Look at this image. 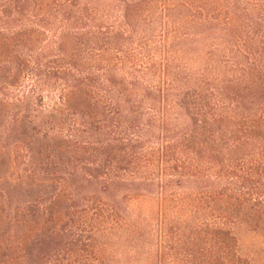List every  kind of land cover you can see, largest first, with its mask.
<instances>
[{
    "label": "rangeland",
    "instance_id": "obj_1",
    "mask_svg": "<svg viewBox=\"0 0 264 264\" xmlns=\"http://www.w3.org/2000/svg\"><path fill=\"white\" fill-rule=\"evenodd\" d=\"M127 7L134 15L125 22ZM11 55L25 60L38 55L50 68H116L117 81L135 80L165 95L141 107L142 158L132 176L122 177L118 192L102 196L92 188H61L66 197L53 207L51 191L35 189L22 199L31 205H23L15 222L5 193L28 168L22 163L25 150L21 164L13 162L12 146L24 130L14 136L11 121L27 117L32 121L27 135L40 131L38 118L60 107L64 90L34 93L28 74L16 87L0 80V91L12 95L0 93L5 106L0 108V264H192L189 230L219 224L203 216L206 181L220 182L224 194L240 199L249 192L228 188L231 164L241 160L255 174L264 171L258 165L262 145L255 142L264 138V124L255 126L264 118V0H0L3 76L11 70ZM140 94L134 101H143ZM147 116L154 119L151 126ZM232 117H252L245 121L252 127ZM223 119L227 126L217 125ZM65 123L69 128L60 135L69 142L75 139L68 129L88 130L77 114ZM202 131H214L227 147L194 149L192 138ZM239 140L244 152L234 150ZM165 148L173 153L162 163ZM218 156L223 167L211 165ZM228 225L238 231L243 254L264 264V220Z\"/></svg>",
    "mask_w": 264,
    "mask_h": 264
},
{
    "label": "trees",
    "instance_id": "obj_2",
    "mask_svg": "<svg viewBox=\"0 0 264 264\" xmlns=\"http://www.w3.org/2000/svg\"><path fill=\"white\" fill-rule=\"evenodd\" d=\"M133 15L134 12L127 7L123 20L128 22L130 18L133 19ZM115 35L109 40L110 43L116 39ZM104 46L106 49L109 45L104 42ZM7 59L8 65L11 66V70L8 71L9 75L6 73L5 76L1 75L0 70V80H5V85L16 87L20 83V76L28 74L34 93L41 88L54 91L59 87L64 90L58 98L60 107L55 108L50 116L43 117L41 120L38 118L40 131L36 128L30 129L32 134L27 135L28 124L32 123L27 117L25 119L13 118L11 121L14 136L19 134L17 130L20 128L24 130L22 140L12 146L16 147L13 162L15 165H20L21 159L24 160L22 154L25 150L27 162L22 163L28 168L25 177L21 176L16 186H9L5 193L9 208L14 207L13 212L16 215L14 221H19L23 205L26 207L31 205L23 202L22 199L29 196L30 191L35 189L42 190L44 193L51 191L50 195L54 196L51 202L53 207L54 201L66 197L67 192L64 190L66 188L67 191L92 188L102 196H110L118 192L120 187H123L122 177L132 176L135 166L142 158L140 150L143 143L140 141L143 136L139 126L141 107L145 102L152 104L156 103L157 99L163 100L165 92L158 89L152 93L135 80L130 83L123 79L117 81L116 68L108 70V67L102 68L105 66L101 65V67L100 64L85 71L72 65L71 67L50 68L38 55L29 57V60L17 55H11ZM31 63L35 67L31 68ZM7 92L8 94H5V89L0 91L4 96L6 95L7 99H12L10 92ZM139 92L142 93L140 95L143 101L136 102L134 94ZM26 102V112L29 113L31 107L28 101ZM0 108L5 109V106L0 104ZM73 114L81 118L84 123L83 127L88 130L68 129L70 137L75 139L74 142H69L60 134L66 130V127L69 128L65 119ZM233 118L240 120L244 128L252 127L245 122L253 119L252 117ZM125 119H128L127 123L124 122ZM226 120L223 119V122L217 125L227 126ZM147 121L151 126L154 119L147 116ZM257 121L255 126L264 124V118L257 119ZM251 123L253 125L256 120H252ZM195 134H198L196 130ZM197 136L194 135L192 139L196 141L191 142L194 149L203 148L202 145H205L206 150L214 147L213 151L216 152L218 148L227 147V144L219 137L215 139L214 131L201 132L200 137L203 144L200 142V137L196 138ZM258 140H255L258 146L262 145L258 165H261V169L264 170V138ZM240 142L239 140L236 143L234 150L244 152L242 145H238ZM171 153L173 152L169 148L163 149V153L159 154L162 163L170 160ZM213 157L208 156L209 159ZM216 162L217 164L211 162V165L224 166L221 156L216 158ZM241 162L243 161L231 164L227 179L231 178L233 183L228 184V188L232 186L233 189L246 190L249 192L247 197L244 195L237 199L234 196H228L224 194L220 182L206 181L205 190L208 192L206 197L209 201L203 203L206 208L203 216H211L219 224H203L189 230L188 240L191 251L187 258L192 264H253L243 254L244 247L237 237L238 231L234 228L235 226L228 224L233 225V220L244 222L255 218L264 220V171L261 174H255L253 169L240 165ZM252 197L260 198L261 201L252 202ZM41 199L36 200L34 204ZM30 212L32 220L36 219L37 213L33 207Z\"/></svg>",
    "mask_w": 264,
    "mask_h": 264
}]
</instances>
